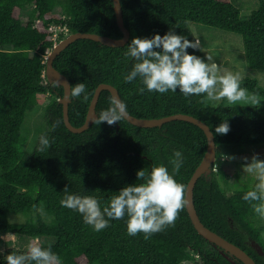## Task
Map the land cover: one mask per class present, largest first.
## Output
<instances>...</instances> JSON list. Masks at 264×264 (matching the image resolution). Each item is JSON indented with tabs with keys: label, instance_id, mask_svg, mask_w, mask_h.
Masks as SVG:
<instances>
[{
	"label": "trees",
	"instance_id": "obj_1",
	"mask_svg": "<svg viewBox=\"0 0 264 264\" xmlns=\"http://www.w3.org/2000/svg\"><path fill=\"white\" fill-rule=\"evenodd\" d=\"M129 41L111 46L91 38L71 42L54 59L72 86L84 83L85 93L71 97L69 117L79 126L86 120L96 87L101 82L115 85L126 109L135 116L161 117L177 112L192 114L209 124L217 144V166L201 175L194 189L197 212L212 230L249 252L258 264L264 255L245 243V229L264 247L263 228L252 217V205L243 195L254 187H234L231 173L221 160V147L264 143V104L216 106L205 101L206 94L185 97L176 92L148 91L138 77L125 82L135 63L125 56L134 37L152 38L169 30L195 40L188 21L242 34L248 65L264 68V0L248 17H243L233 0H121ZM57 8H60L57 10ZM51 22L67 24L70 32H97L121 37L113 0H0V235L23 233L32 244L51 246L61 264H234L213 242L198 232L188 209L179 213L174 225L152 234L129 236L127 215L109 221V227L95 231L82 214L61 205L69 194L93 196L101 208L129 184H140L138 170L146 174L164 164L172 170L174 153L182 154V166L175 175L187 187L208 146L206 132L188 120L174 119L161 126H139L126 117L109 125L97 123L81 132L65 123L64 86L46 76L48 50L53 46ZM13 46L8 48L7 46ZM189 53L207 59L200 49ZM240 86L264 97V86L256 78H240ZM141 88H145L143 92ZM51 94L46 104L47 135L51 147L33 151L24 146L28 135L23 124L28 111L40 103V94ZM85 95L87 99H85ZM113 95L101 91L98 114L107 110ZM228 122L230 131L217 134L215 128ZM54 125H56L54 127ZM40 136V137H41ZM22 214L23 220L11 219ZM239 227V228H236ZM51 236L50 243L35 241ZM8 249L0 254L7 264ZM232 256V255H231ZM234 257V256H233ZM239 264H246L234 257Z\"/></svg>",
	"mask_w": 264,
	"mask_h": 264
},
{
	"label": "clouds",
	"instance_id": "obj_2",
	"mask_svg": "<svg viewBox=\"0 0 264 264\" xmlns=\"http://www.w3.org/2000/svg\"><path fill=\"white\" fill-rule=\"evenodd\" d=\"M54 44L56 43L53 42ZM127 45L125 56L133 58L135 63L125 75V82H132L139 77L148 91L164 94L179 89L185 97L206 94L203 102L224 99L230 105L241 101L257 102L255 96H249L247 90L241 88L239 74L221 73L220 66L210 55H207L205 60L189 53V48L200 49L199 40L193 41L177 34L175 30H169L163 36L157 33L152 38L134 37ZM144 90L145 88L140 89L141 92ZM85 91V84L77 83L71 86L69 95L79 98ZM84 98L87 99V96ZM110 105L107 110L99 113L97 123L107 122L112 125L125 117L124 102L112 97ZM229 131L230 125L227 121L215 128L217 134H227ZM50 147L47 135H42L39 151L43 152ZM174 156L171 172L164 164L154 165L149 174L143 169L138 170L137 180L143 182L121 188L103 208L95 197L69 194L67 187L60 203L63 207L82 214L84 222L91 225L95 231L109 227L110 220L123 219L127 215L128 235L143 233L147 239L152 234L174 225L179 213L187 204L186 186L175 178L182 166V154L177 151ZM215 163L217 166V162ZM244 171L254 173L258 183L243 195V199L259 201L252 207L255 213L264 218V159L253 155L250 163L244 165ZM6 261L7 264H61L59 256L52 251L51 246L44 248L35 243L29 245L26 251L10 253Z\"/></svg>",
	"mask_w": 264,
	"mask_h": 264
},
{
	"label": "rangeland",
	"instance_id": "obj_3",
	"mask_svg": "<svg viewBox=\"0 0 264 264\" xmlns=\"http://www.w3.org/2000/svg\"><path fill=\"white\" fill-rule=\"evenodd\" d=\"M234 4L239 7L241 15L248 17L253 10L258 7V0H233ZM60 8H57L59 10ZM188 28L193 37L199 40L200 47L207 55L213 57V60L220 66L221 73L231 72L239 74L240 78L249 76L256 78L261 85L264 86V68H254L248 65L245 55V46L242 34L226 29L210 26L207 24L188 21ZM13 48V46H7ZM51 49L48 50V52ZM249 96H255L257 102L245 103L243 101L237 104H228L227 100L209 101L208 103L216 106H234V105H258L264 104V97L247 91ZM40 103L35 109L30 110L26 114L23 124V132L28 135V140L24 146L26 151H33L40 140L41 134L47 127L46 104L51 99V94H40ZM221 160H223L228 171L231 173L232 183L234 187H255L258 183L254 173L244 171V165L250 163L251 157L257 155L260 159H264V143L235 146L226 145L221 147ZM248 159L245 160L244 158ZM11 219L23 220L22 214H12ZM252 220L263 228L264 237V218L260 215L252 217ZM32 237L23 233H11L0 235V254L8 249L23 250L32 244ZM55 240L51 236L37 237L35 241L42 243H50ZM188 264V263H183Z\"/></svg>",
	"mask_w": 264,
	"mask_h": 264
},
{
	"label": "water",
	"instance_id": "obj_4",
	"mask_svg": "<svg viewBox=\"0 0 264 264\" xmlns=\"http://www.w3.org/2000/svg\"><path fill=\"white\" fill-rule=\"evenodd\" d=\"M114 1V8L116 12L117 22L123 31V35L121 37H112L109 35L100 34L97 32H87V31H76L71 32L69 35L65 36L61 40H59L56 44H54L51 50L48 53L47 60H46V76L50 82L56 83L58 85L64 86V95L60 99L63 104L64 110V120L66 125L75 132H81L91 126V124L96 120L97 116L99 115L96 109L97 102L99 100L101 91L103 89H109L113 95L120 99L122 102L121 95L119 93L118 88L107 82H101L95 89L94 95L89 105L88 113L86 116V120L83 124L76 126L74 125L69 117V103L71 102V97L69 95L71 89V81L68 76L61 72L55 65L54 59L56 56L61 53L71 42L75 41L79 38H91L101 43L111 45V46H120L124 45L129 41L130 38V31L125 25L123 10H122V3L121 0H113ZM125 117L132 123L139 125V126H161L163 123L168 122L174 119H182L188 120L199 125L201 128L204 129L208 139V146L207 150L200 162V164L196 167L195 171L193 172L191 178L188 181L186 187V200L187 204L186 207L188 212L191 216V219L200 234L206 237L209 241L213 242L216 246L221 248V251L227 255L234 264H239L237 260L233 257H237L238 259L242 260L246 264H258L257 261L253 258V256L247 252L243 247L234 242L230 241L226 237L222 236L218 232L212 230L204 222L201 220L196 206L194 202V189L196 183L201 175H210L213 171L215 166V162L217 159V144L215 140V134L209 124L204 120L200 119L189 113L184 112H177L161 117H140L131 114L126 109ZM236 228H239L236 226ZM246 234L245 243L250 246L254 251L258 254L264 255V247L263 245L255 239L249 232L245 229H240ZM232 255V256H231Z\"/></svg>",
	"mask_w": 264,
	"mask_h": 264
},
{
	"label": "built area",
	"instance_id": "obj_5",
	"mask_svg": "<svg viewBox=\"0 0 264 264\" xmlns=\"http://www.w3.org/2000/svg\"><path fill=\"white\" fill-rule=\"evenodd\" d=\"M48 29L52 32V39L54 43H57L63 36L70 33V28L67 24L57 22H51Z\"/></svg>",
	"mask_w": 264,
	"mask_h": 264
},
{
	"label": "flooded vegetation",
	"instance_id": "obj_6",
	"mask_svg": "<svg viewBox=\"0 0 264 264\" xmlns=\"http://www.w3.org/2000/svg\"><path fill=\"white\" fill-rule=\"evenodd\" d=\"M220 250H221V248L220 247H218ZM235 257V256H234ZM237 258V257H236Z\"/></svg>",
	"mask_w": 264,
	"mask_h": 264
}]
</instances>
